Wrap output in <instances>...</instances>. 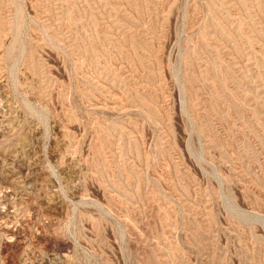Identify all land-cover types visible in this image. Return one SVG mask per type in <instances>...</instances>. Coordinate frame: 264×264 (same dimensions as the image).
I'll return each mask as SVG.
<instances>
[{
    "label": "rangeland",
    "instance_id": "obj_1",
    "mask_svg": "<svg viewBox=\"0 0 264 264\" xmlns=\"http://www.w3.org/2000/svg\"><path fill=\"white\" fill-rule=\"evenodd\" d=\"M0 264H264V0H0Z\"/></svg>",
    "mask_w": 264,
    "mask_h": 264
}]
</instances>
